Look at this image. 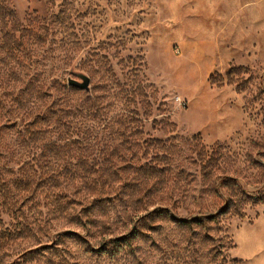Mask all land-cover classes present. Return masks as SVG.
<instances>
[{"label": "rangeland", "instance_id": "374dc122", "mask_svg": "<svg viewBox=\"0 0 264 264\" xmlns=\"http://www.w3.org/2000/svg\"><path fill=\"white\" fill-rule=\"evenodd\" d=\"M0 264H264V0H0Z\"/></svg>", "mask_w": 264, "mask_h": 264}, {"label": "trees", "instance_id": "16d2710c", "mask_svg": "<svg viewBox=\"0 0 264 264\" xmlns=\"http://www.w3.org/2000/svg\"><path fill=\"white\" fill-rule=\"evenodd\" d=\"M233 74V72L232 73H230V76ZM68 114H72V113H67L66 115H67V117H70V115H68ZM65 117H63V115L62 116H59V115H57L56 113H52V114H50V116H47V119H45V121H46V123L48 124V123H50V122H55V124H60L62 121H63V119H64ZM229 209V204L228 205H226L221 211H220V215H223V214H225L226 213V211ZM239 215H240V213H238ZM242 216V215H241ZM216 217L215 216H212V217H209L208 218V220H214ZM186 222H181V225H183V224H185ZM199 223V222H198ZM135 239V237H133V236H131V235H129V237H122V238H120V239H117L116 241H115V243H116V245H117V247H121V246H123V247H131L132 246V242H133V240Z\"/></svg>", "mask_w": 264, "mask_h": 264}, {"label": "water", "instance_id": "95a60500", "mask_svg": "<svg viewBox=\"0 0 264 264\" xmlns=\"http://www.w3.org/2000/svg\"><path fill=\"white\" fill-rule=\"evenodd\" d=\"M80 80L81 81H77L73 79L69 80L70 87L88 91L90 89V83H91L90 79L87 76L80 75Z\"/></svg>", "mask_w": 264, "mask_h": 264}]
</instances>
